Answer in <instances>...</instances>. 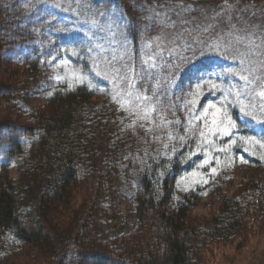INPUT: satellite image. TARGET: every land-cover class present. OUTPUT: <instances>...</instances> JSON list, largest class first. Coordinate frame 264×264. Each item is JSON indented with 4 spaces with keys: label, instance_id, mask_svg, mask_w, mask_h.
<instances>
[{
    "label": "trees",
    "instance_id": "trees-1",
    "mask_svg": "<svg viewBox=\"0 0 264 264\" xmlns=\"http://www.w3.org/2000/svg\"><path fill=\"white\" fill-rule=\"evenodd\" d=\"M60 1L89 20L92 33L112 37L109 52L114 58L121 54L118 69L128 84L125 104L100 92L87 67L88 47L78 49L72 66L81 82L57 83L66 69L61 41L44 45L31 15L2 8L0 57L14 54L15 64L30 74L12 85L0 83V100L23 108L28 117L23 123L0 117V264H19L27 256L44 264H203L212 245L264 229V174L232 191L222 189L225 171L205 195L179 187L206 156L213 117L204 110L207 104H215L219 125L224 130L221 120L226 121L230 130L214 137L219 147L244 136L264 143V122L250 109L258 104L253 94L232 76L212 82L192 72L195 47L201 57L205 49L231 44L234 53L244 51L250 59L256 90L258 70L264 73V0ZM178 16L192 21L181 25L192 41L175 49L172 40L166 46L175 50L168 57L141 65L147 38L174 29ZM194 27L203 28L207 47ZM42 74L50 75L49 92L45 107L34 113L26 106L29 83ZM226 154L264 168V157L243 155L241 140ZM121 179L134 188L131 222L122 220L116 204ZM86 184L89 196L69 217L65 211L74 193ZM202 199H212L214 210L194 218Z\"/></svg>",
    "mask_w": 264,
    "mask_h": 264
},
{
    "label": "rangeland",
    "instance_id": "rangeland-1",
    "mask_svg": "<svg viewBox=\"0 0 264 264\" xmlns=\"http://www.w3.org/2000/svg\"><path fill=\"white\" fill-rule=\"evenodd\" d=\"M60 2V0H0V20L6 16L2 8L7 9L8 6L16 7L17 12L22 14L28 13L38 22L41 31V42L44 45H48L53 41H61L62 57L60 61L66 64V69L61 72V77H56L57 83L70 82L72 84L81 82L79 77H75L76 75H74L72 66L77 61L78 49L88 47L89 55L87 60H85L87 67L94 76V81L102 86L103 90L99 88L100 92L106 97H108L107 94H111L122 104H125L128 84L125 80L126 75H120L121 71H116L118 64L122 63L120 60L121 54L117 52L114 58L113 54L111 55L109 52V48L113 44L112 37L110 38L109 34L99 30L92 33L94 26L89 20H85L78 15L76 8L71 5H64L63 3L60 4ZM170 3H175V1H171ZM183 21L186 23L191 22L190 24L193 25L191 20H184L182 16H178L176 21L178 24L174 29L157 31L147 38L146 50L143 55L144 60H140L141 65L152 64L155 57L164 59L168 57L169 53L183 46L184 43L192 41V34L187 33L181 28V25L184 26ZM202 30V27H194V35L198 34L201 45L207 47L203 42L204 38H201L205 37V32L201 33ZM98 34H102V36ZM238 34L239 32L235 34L236 37ZM182 35L183 39H181ZM260 38L259 36L258 40ZM172 40L177 43L176 48L173 50L172 48L167 49L166 44H169ZM232 46L231 44L224 43L218 45V49L213 47L205 49V54L201 57L198 54L202 50H198L199 48L195 47L196 49L193 50L194 56L198 58L193 63L192 72L199 76V78L209 79L212 82H217L215 80L222 81L228 78V76H232L231 79L247 93L253 94V98L255 97L256 103H258L250 107L255 112V115H257V117H252L257 119V122H264V73L258 70L256 79H259L260 83L258 88L253 90V69L249 63L250 59L244 54V51L234 53L230 49ZM63 47L66 49V52ZM256 49L259 50L260 48ZM28 74H30L28 67H19L15 64L14 54L6 52L2 55V58L0 57V83L12 85L26 78ZM49 76V74H42L38 76L35 82L29 83L32 86V90L29 91L26 106L34 113L35 110L45 107V97L49 92L46 87V84L50 83ZM210 89L208 87L202 94H208ZM97 100H103V98L98 97ZM7 104L3 100H0V117L6 116L13 122L19 123L26 121L28 117L23 108H18L14 104ZM212 104L215 105L214 103ZM251 104L249 103V105ZM209 105L207 104L204 107V110L207 109V112H205L213 116L209 117L211 132H208V137L210 138L206 141V156L195 167L194 171L184 175L179 180V187L181 189H192L198 194L203 195H205L209 188L213 187L216 177L223 173V171H225L224 177L226 182H224L222 189H229L231 191L234 190V185L237 183L258 179L264 174L262 166L249 167L246 162L248 161L247 159L236 154H226L235 141L241 140L243 149L247 153L243 155L264 157V143H262L258 136L251 138L244 136L243 138L235 137L229 144L219 147L214 137L218 133L224 132L225 134V132H230V130L227 128L226 121H223L224 131H221L222 127L218 123V118L221 114L219 112L214 115V113H217V110H215L214 106L209 108ZM213 120L216 121L215 124L212 123ZM11 176L15 177L16 173L12 171ZM87 185H84L79 191L74 193V200L65 211L69 217L70 212L78 210L84 199L89 196V185ZM133 194L134 188L130 181L121 179L117 183L115 191L116 204L124 221H132L131 202ZM213 210L214 202L212 199H202L198 208L192 213V216L202 219L209 212H213ZM19 264H44V262L38 258L33 259L31 256H27ZM203 264H264V229L254 227L248 233L246 232L241 239L236 238L221 241L215 246L212 245L209 251L205 253Z\"/></svg>",
    "mask_w": 264,
    "mask_h": 264
},
{
    "label": "snow or ice",
    "instance_id": "snow-or-ice-1",
    "mask_svg": "<svg viewBox=\"0 0 264 264\" xmlns=\"http://www.w3.org/2000/svg\"><path fill=\"white\" fill-rule=\"evenodd\" d=\"M116 71H117V72H119L120 70H119V69H117ZM118 78H119V77H118ZM130 86H131V85H130ZM215 87H216V86H215V85H213V88H215ZM129 95H131V94H129ZM136 99H137V100L150 101L152 98H150V97H146V96H139V95H138V96L136 97ZM208 107H209V108H211V107H213V105H209ZM151 110H154V109H150V111H151ZM205 111L207 112V109H205ZM219 111H220V110H219V109H217V113H214V115L218 114V113H219ZM144 118H145V119H147V113L145 114V117H144ZM212 123H214V124H215V123H216V121H215V120H213V121H212ZM221 123H223V120H221ZM221 131H224V130H223V129H221ZM225 134L227 135L228 133H227V132H225ZM213 171H215V169H213Z\"/></svg>",
    "mask_w": 264,
    "mask_h": 264
}]
</instances>
